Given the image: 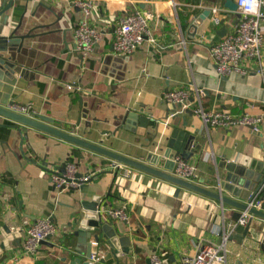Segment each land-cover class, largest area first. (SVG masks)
<instances>
[{"label": "crops", "instance_id": "0c3cea01", "mask_svg": "<svg viewBox=\"0 0 264 264\" xmlns=\"http://www.w3.org/2000/svg\"><path fill=\"white\" fill-rule=\"evenodd\" d=\"M25 1L8 14L13 24L20 22L17 34L31 35L25 57L35 79L15 91V102L31 104L52 126L91 142L102 140L103 147L140 162L149 152L159 154L175 128L194 133L200 152L186 160L196 169L193 182L215 192V165L221 158L244 166L255 160L264 166V126L257 132L247 126L206 128L184 110L172 114L162 100L167 89L201 88L206 110L232 117L264 112V71L221 76L210 59V43L236 22L224 0H93L89 20L100 38L93 57L83 60L74 49L73 29L83 18L76 0H31L27 6ZM212 8L220 9L219 25L212 24ZM135 10L152 14L149 29L157 43L145 40L124 60L99 62L109 54L119 56L112 51L113 28ZM262 30L264 34V19ZM127 112L146 117L147 125L140 127L135 119L130 123L135 132L118 128ZM20 128L13 121L0 123V264H147L152 253L164 264H180L198 242H220L224 234L227 264H264V228L257 218L247 230L246 225L231 229L232 207L222 209L218 201L183 188L176 195L174 184L134 168L130 178L115 175L113 160L103 155ZM68 162L93 178L84 190L54 188L49 170L43 168ZM84 194L86 199L100 196L101 221L119 236L130 237L127 254L112 255L104 241L97 244L93 239L88 242L99 257L96 261L75 251L72 232L82 218L79 202ZM123 204L128 223L106 216L107 209ZM46 217L56 225L55 242L62 245L46 241L36 255L24 254L25 228Z\"/></svg>", "mask_w": 264, "mask_h": 264}, {"label": "built area", "instance_id": "2783aa9c", "mask_svg": "<svg viewBox=\"0 0 264 264\" xmlns=\"http://www.w3.org/2000/svg\"><path fill=\"white\" fill-rule=\"evenodd\" d=\"M93 0L74 1L83 13V18L77 22L73 29L74 49L78 55L84 58L91 54L100 38V31L91 24L89 17ZM237 6L236 22L218 41L209 45V56L217 71L221 76H228L236 72L241 75L255 72L263 74L264 71V34L262 30V20L264 19V0H233ZM255 9L253 11L252 9ZM212 24L219 25L220 9L212 8ZM152 14L149 11L135 10L125 13L113 28L112 51L119 56H128L135 52L137 47L145 40L157 43L149 29V21ZM164 48V47H163ZM72 88V85H67ZM204 90L201 88L184 87L178 89H167L162 93V100L172 107V114L177 110H191L192 114L198 117L206 128L223 127L232 129L236 126H247L253 132L259 130V126H264V112L259 115L243 114L239 117H232L224 111L206 110L202 104ZM9 110L34 117L36 114L31 104H20L14 102L7 107ZM9 120L0 114V123ZM11 121V120H9ZM174 167L172 174L180 179L193 182L195 179V166L179 156L173 158ZM60 167V166H59ZM58 166H43L50 173L51 183L59 190L76 189L90 176L83 173V177L76 179L74 174L78 172L74 163L68 162L65 171L61 172ZM111 172L124 178H130L133 168L122 163L113 161L110 166ZM259 206V201H252L246 210L241 211L235 223L229 224L234 228L236 225H246L251 216L248 209ZM126 207L107 209L106 216L112 219L128 223ZM215 233L217 229L213 230ZM57 227L51 218H38L25 228L22 243L24 254L36 255L43 242L56 245ZM49 239V240H48ZM226 235H222L220 242L200 241L196 244L194 253L191 256L183 257L180 264H227L225 256ZM58 245H62L61 242ZM97 253H91L89 260L96 261ZM147 264H164L157 253H152L148 257Z\"/></svg>", "mask_w": 264, "mask_h": 264}, {"label": "water", "instance_id": "95a60500", "mask_svg": "<svg viewBox=\"0 0 264 264\" xmlns=\"http://www.w3.org/2000/svg\"><path fill=\"white\" fill-rule=\"evenodd\" d=\"M21 0H0V114L9 120L21 125L20 131L25 133L27 128H33L49 135L55 136L61 140L67 141L76 147L83 148L97 154L103 155L113 161L122 163L134 169L151 174L161 178L167 182L174 184L177 189H187L203 196H207L218 201L222 209L229 206L235 209L233 212V220L236 221L241 211L247 209L248 204L252 201H259V206L249 208L250 217L246 223V230L249 228L252 219L259 220V227L264 228V166L261 162L252 160L247 166L236 164L221 158L216 163L217 191L209 190L195 182L180 179L172 174L174 167L173 156H179L183 160H188L193 154H199L201 146L194 145L195 134L184 130H172L165 148H161L159 154L149 152L143 162L123 156L109 148L103 147V141L98 140L91 142L81 138L73 133L66 132L60 128L52 126L53 121L45 116L35 115L29 117L21 115L9 110L7 107L14 103L19 94L16 90L24 89L27 82L35 79V72L31 70L30 62L26 60L28 48L27 41L31 38L30 34H17L20 22L13 24L12 15L8 14ZM31 0H26L25 5ZM42 3V2H41ZM224 8L231 12H236L237 6L233 0H224ZM209 13V11H208ZM193 28V26L191 24ZM225 32V30H223ZM93 57L88 54L85 58ZM81 60L83 56L79 55ZM126 56L106 55L104 58H98L99 62L109 64L111 60L121 61ZM14 94V95H13ZM188 114H192L191 110H186ZM137 119L140 127H145L148 122L144 116H138L135 112H127L123 118V124L118 128L129 131H136L130 126ZM185 125V124H184ZM197 130H195L196 132ZM172 151L175 154H171ZM66 163H62L59 167L61 172L65 171ZM83 173L76 172V179L83 177ZM93 180L92 177L86 179L79 187L84 190ZM223 193L229 196H224ZM101 197L97 195L86 199V194L82 196L79 202L82 218L79 220V226L72 232V236L76 238L77 246L75 251L85 254L88 259L92 253V242L100 243L104 241L111 249V254L116 255L118 252L127 254L130 246L129 236H119L108 222H102L100 217ZM223 212V210H222ZM264 231V230H263ZM49 240V239H48ZM49 243V242H48ZM264 243V238H263ZM49 246L53 244L49 243ZM80 262L81 259L78 258ZM88 264L87 262H85Z\"/></svg>", "mask_w": 264, "mask_h": 264}, {"label": "clouds", "instance_id": "9594fccd", "mask_svg": "<svg viewBox=\"0 0 264 264\" xmlns=\"http://www.w3.org/2000/svg\"><path fill=\"white\" fill-rule=\"evenodd\" d=\"M252 10H253V11H255V9H254V8H253Z\"/></svg>", "mask_w": 264, "mask_h": 264}]
</instances>
